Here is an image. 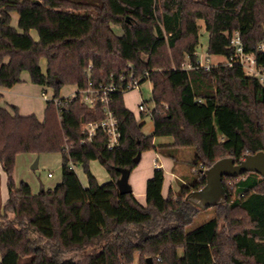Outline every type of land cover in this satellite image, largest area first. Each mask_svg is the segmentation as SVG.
I'll return each mask as SVG.
<instances>
[{
  "label": "trees",
  "instance_id": "trees-1",
  "mask_svg": "<svg viewBox=\"0 0 264 264\" xmlns=\"http://www.w3.org/2000/svg\"><path fill=\"white\" fill-rule=\"evenodd\" d=\"M13 11L17 27L10 23ZM197 19L204 21L212 55L233 53L228 34L234 30L246 52L264 39V0H0V85L11 87L27 71L32 83L53 89L42 120L0 106V164L8 189L0 211V264H149L148 256L152 264H264V176L223 177L224 201L212 206L213 216L187 227L200 208L185 196L204 185L205 168L223 157L238 162L264 151V82L236 64L196 66ZM185 57L189 68L182 65ZM256 57L264 64V54ZM130 71L135 77L148 72L141 82L152 83L144 104L152 103L153 132L142 131L124 92L115 91L109 107L119 144L108 148L100 130L81 142L83 123L101 120L103 104L61 96L62 85L118 83ZM154 136L192 147L191 166L204 168L164 196V171L155 167L143 205L132 191L119 193L116 181L122 169L136 167L138 154L156 150ZM21 152H59L61 180L36 193L25 181L17 184ZM95 159L108 173L103 183L90 170ZM70 160L82 166L86 185Z\"/></svg>",
  "mask_w": 264,
  "mask_h": 264
},
{
  "label": "rangeland",
  "instance_id": "rangeland-1",
  "mask_svg": "<svg viewBox=\"0 0 264 264\" xmlns=\"http://www.w3.org/2000/svg\"><path fill=\"white\" fill-rule=\"evenodd\" d=\"M13 17H12V24L17 27V21H16V14L17 12L13 11ZM18 15V14H17ZM198 25H199V41L198 45L196 47V55L198 58H202L205 55L207 43H208V33L205 30L204 21L202 19H197ZM114 31L119 34L121 32V29L118 25L112 26ZM36 36V31L33 30V36ZM209 61L212 66L218 65L220 63H224V57L222 55H210ZM41 66L43 69L45 68V59H41L40 61ZM189 59L188 57H185L183 64H188ZM211 66V67H212ZM26 72V71H25ZM75 84L72 83H66L62 85L60 88V95H70L74 92ZM151 88L152 83L150 80L146 79L139 85L138 88H133L131 90L125 91L123 93V100L126 107H128L137 117L139 123H142V131L145 134H151L153 132V121L151 119L149 110L152 107V103L147 104V110L146 112H143V115L141 117L140 112L137 108V102L142 100H149L151 97ZM52 92L51 88L48 89V93L50 94ZM172 138L170 136H154L153 142L156 145V151H158L164 158H167L172 161V164L175 166L173 171L176 173V175H173L171 177L173 186L175 187L174 190H178L179 188V181L185 180L188 181V179L194 177L195 173L198 171V169H203V165L199 164L198 166H191L192 160L195 158V151L192 147H174V146H167V143H170ZM155 150V149H153ZM18 163L15 162V169H14V175L15 180L17 184H19L20 181L26 180V181H36V185H32V189L36 192L40 190L41 187L47 189V188H53L54 185L60 181L61 179V169H60V153L59 152H45L41 153L40 155V163L37 167H32V164L35 162V159L32 154L33 152H21ZM17 154V155H18ZM36 158V156H35ZM32 159V160H31ZM149 161V163H148ZM146 166L144 168V172L148 171L151 167L150 164V157L149 154H145L141 160L140 167ZM89 167L92 173L96 176L97 180L100 183H103L109 179L108 173L105 169V167L100 164L98 160H90L89 161ZM147 169V170H146ZM18 171V174H17ZM47 171H50L52 173V178H49L47 176ZM75 171L82 183H85L87 181L86 175L83 171V168L80 164L75 165ZM182 178V179H181ZM141 178H138V181L135 183L139 186V183L141 182ZM132 180V179H131ZM183 180V181H184ZM39 183V184H38ZM40 183L42 185H40ZM130 183V181H129ZM215 213L214 207L209 206L207 208H200L198 212H196L193 217L191 218L190 223L188 224V228H192L202 222L203 220H206L207 218L213 216Z\"/></svg>",
  "mask_w": 264,
  "mask_h": 264
},
{
  "label": "built area",
  "instance_id": "built-area-1",
  "mask_svg": "<svg viewBox=\"0 0 264 264\" xmlns=\"http://www.w3.org/2000/svg\"><path fill=\"white\" fill-rule=\"evenodd\" d=\"M228 39L229 46L233 49V53L229 57L223 56V62L227 63L229 66L236 64L242 68L246 75L264 82V64L260 63L256 57V53L264 54V39L257 44L255 52L252 53L244 50L239 30L230 32L228 34ZM210 55L211 54L206 51L202 58L197 57L195 65L209 69L212 66L209 61ZM183 67H191L190 62L188 64H183ZM144 77H148L147 71L139 77H135L133 75V71H130L127 74V77H122L118 83L110 81L107 83H99L94 86L89 81L86 87L79 88L77 86L76 90L71 95L66 96L71 98L74 95H78L79 99L89 106H94L97 102H101L103 104L104 116L101 120L83 123L82 131L85 133V136L84 138H81V142L91 140L96 131L100 130L106 135V146L108 148H113L119 144L120 132L117 119L109 107L111 94L115 91L125 92L133 88H138ZM53 101L57 105L60 104L59 98H53ZM137 108L139 112H146L147 109L145 107L144 100L140 99L138 101ZM69 157L71 158L70 155ZM69 167L75 169V164L71 160L69 161ZM47 176L51 177L52 173L48 172Z\"/></svg>",
  "mask_w": 264,
  "mask_h": 264
},
{
  "label": "crops",
  "instance_id": "crops-1",
  "mask_svg": "<svg viewBox=\"0 0 264 264\" xmlns=\"http://www.w3.org/2000/svg\"><path fill=\"white\" fill-rule=\"evenodd\" d=\"M10 14H11L10 23L12 26H14L12 24L13 13L11 12ZM15 16H16L15 17L16 21L18 22V15L16 14ZM30 32L33 35V30H31ZM34 37L36 38L35 35ZM41 59H45V58H41ZM40 66H41V63H40ZM45 68H46V59H45ZM45 68L43 69V67L41 66V69L43 72L45 71ZM20 77H21V80L15 83L14 85H12L11 87H4L0 85V106L11 110V106L13 105L17 107L19 114L28 115V114L34 113L39 120H42L44 116L45 100L50 99L52 97L53 89L48 86H43L40 84L32 83L30 81L29 74L27 71L26 72L22 71ZM74 87H75L74 89L75 91L77 88V85L75 84ZM50 88L52 92L49 94L48 89ZM61 96H68V95H61ZM171 142L167 143L166 145L169 146ZM145 154H149L150 164H151V167L148 168L149 170L146 172H144L143 170L144 168H146V166H142V168L140 167L141 160ZM40 155L41 153L32 154V159L34 157L35 161H37L36 167L40 163ZM19 156L20 154L16 156L17 163H18ZM60 160H61V154H60ZM158 166H161L164 171V182H163V187H162V193L164 196H166L169 188L175 189V187L173 186L172 179H171L173 175H176V173L173 171L175 166L172 164L171 160L164 158L158 151L150 149V150H146L142 152L141 158L138 164L129 174V181L132 187V192L134 196L136 197V199L143 205H145L146 203V198H145L146 181L152 175L153 169ZM60 169H61V163H60ZM48 172L50 171H47V173ZM17 174H18V171H17ZM52 177H49V178H52ZM139 177L141 178L140 179L141 182L139 183V186L137 184L135 186V183L138 181ZM23 181L27 182L30 185L32 192L35 193V191L32 189V185L33 184L36 185L37 184L36 181H33V182L26 181V180H23ZM83 184L86 185V182ZM40 185L42 184L40 183ZM7 198H8V189H7V184H6V175H5V172L2 170V167L0 164V211H2V207L4 203L6 202Z\"/></svg>",
  "mask_w": 264,
  "mask_h": 264
},
{
  "label": "water",
  "instance_id": "water-1",
  "mask_svg": "<svg viewBox=\"0 0 264 264\" xmlns=\"http://www.w3.org/2000/svg\"><path fill=\"white\" fill-rule=\"evenodd\" d=\"M141 155L135 157L138 162ZM35 161L32 167H36ZM245 172H255L264 176V151L258 150L255 153H246L243 158L235 162L231 156L216 160L209 167L205 168L203 173L205 183L198 189H193L185 196V199L192 201L199 208H207L224 201L226 191L223 185V177H237ZM129 172L122 169L120 177L116 181L119 193L125 194L132 191L129 183ZM149 264H152V258L146 257Z\"/></svg>",
  "mask_w": 264,
  "mask_h": 264
}]
</instances>
